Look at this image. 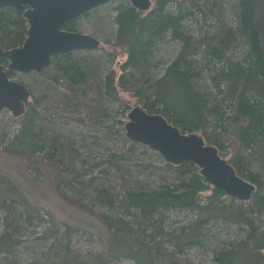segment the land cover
<instances>
[{
  "label": "rangeland",
  "instance_id": "obj_1",
  "mask_svg": "<svg viewBox=\"0 0 264 264\" xmlns=\"http://www.w3.org/2000/svg\"><path fill=\"white\" fill-rule=\"evenodd\" d=\"M238 2L185 0L179 4L174 1L168 4L166 12L181 16V29L202 40L219 32L221 22L234 29L238 26ZM122 7H132L131 0H112L78 20V32L101 42L97 50L75 51L71 55L81 63L85 73L84 84L76 89L93 93L92 103L87 107L79 106L66 80L53 83L36 73H15L13 77L26 84L31 91L30 101L39 110L33 128L44 140H61L65 148L62 156L53 152L48 156L47 149L36 147V138L26 131L23 116L15 118L7 110L0 112V237L5 233L18 241L11 253L0 254V264H155L157 261L152 254L151 262L148 254L135 247L128 236L109 228L104 221L107 216L137 227L138 212L111 211L96 197L98 188L122 194L127 189L151 191L178 183L177 173L167 166L169 163L160 153L129 140L126 124L136 106L143 108L146 97H154L150 88L166 74L182 44L173 38L171 31L155 36L146 54L147 69L139 79L137 75L130 76L122 70L128 58L126 47L117 44L116 17ZM150 10L140 11L141 16L158 20L160 17L149 14ZM148 37L144 35L141 40ZM226 54L232 60L229 63L211 56L203 59L200 91L207 105L217 106L222 115L220 122L208 118L207 131L216 135L226 131L221 137V157L234 163V158L241 155L247 167L264 182V142L256 140L250 148L242 146L234 136L235 123L228 121L237 111L235 100L228 94V74H236L237 69L249 70V49L240 37ZM123 75L130 82L126 88L120 84ZM260 91L264 93V87ZM260 91L247 88L246 94L264 112V96ZM196 133L200 135L201 131ZM210 195L203 193V205L209 204ZM261 195L264 196V186ZM242 203L247 206L251 201L241 202L224 195L215 201L212 212L163 211L161 226L173 240L166 246L178 252V258L187 264H213L216 250L229 249L246 238V230L228 215ZM258 216V225L264 233V213ZM186 234H192L194 241L177 248L174 242Z\"/></svg>",
  "mask_w": 264,
  "mask_h": 264
},
{
  "label": "trees",
  "instance_id": "obj_2",
  "mask_svg": "<svg viewBox=\"0 0 264 264\" xmlns=\"http://www.w3.org/2000/svg\"><path fill=\"white\" fill-rule=\"evenodd\" d=\"M174 1L182 4L185 0H157L153 3L154 7L152 5L149 14H157L160 17L158 20L142 17L141 12L133 7H122L116 17L119 24L117 44L119 47H126L125 52L128 54L122 70L129 72L132 77L137 75L139 79L138 77L147 69L146 54L150 41L155 36H163L167 31H171L173 38L182 44L179 55L169 65L166 74L150 88L154 92V97H146L143 108L148 113L163 115L182 133L201 131L200 136L206 144L215 146L218 150L222 149L221 137H224L226 131L217 135L207 131L208 118L220 122L222 115L217 106L207 105L200 91L199 81L204 68L203 59L211 56L220 62H231V58L226 53H229L232 43L237 42L241 37L249 49L250 68L244 71L237 69L236 74H228V94L237 105V111L228 121L235 123L234 136L242 146L250 148L256 140L259 143L264 142V112L259 110L246 94L247 88L260 91L261 87H264V0H239L236 11L238 26L234 29L226 27L225 23L221 22L219 32L202 40L181 29V16L175 17L166 12L168 4ZM78 20L79 18L67 22L63 29L77 31ZM28 27L22 12L12 8L0 9V30L4 49L21 46L28 36ZM144 35L149 36L146 41L141 40ZM71 55L55 56L52 65L39 76L53 83L66 80L79 106L87 107L92 103L93 93L89 90L76 89L77 86L84 84L85 73L81 63L74 61ZM1 62L4 66L8 64L5 59ZM9 76L15 77V73L10 72ZM214 79L218 80L216 77ZM129 83L126 75L121 76L122 87L126 88ZM142 90L144 92V89ZM260 92L264 96L263 91ZM37 111L39 110L29 100L27 113L22 119L26 131L32 138L33 136L36 138L35 145L39 150L47 149L48 156L52 152L62 156L65 144L61 140H44L33 128ZM228 162L241 178L254 184L256 190L250 205L245 206L242 203L228 213L233 222L246 230V238L229 249L216 250L213 264H264V233L258 225L260 219L258 215L264 213V196L261 195L264 182L258 173L247 167L245 158L241 155L234 158V163L230 160ZM167 166L173 168L178 175V183L175 185H163L151 191L127 189L122 194H111L104 188H98L96 199L111 211L138 212L137 227L122 224L119 219L111 220L107 216L104 221L109 228L128 236L135 247L145 255L148 254L151 262L153 254L158 261L155 264H187L178 258V252L170 251L166 246L168 243L172 244L173 240L161 226L163 211L175 209L199 213L212 212L215 201L226 194L207 184L200 174V169L192 163L167 164ZM205 192L211 194L207 205L202 204V195ZM202 222L203 220L199 224ZM12 239L11 235L5 233L0 237V254L13 251L18 241ZM193 241L194 236L186 234L174 244L182 249ZM137 261L140 262L139 259Z\"/></svg>",
  "mask_w": 264,
  "mask_h": 264
},
{
  "label": "water",
  "instance_id": "obj_3",
  "mask_svg": "<svg viewBox=\"0 0 264 264\" xmlns=\"http://www.w3.org/2000/svg\"><path fill=\"white\" fill-rule=\"evenodd\" d=\"M112 0H0V9L22 12L28 22V36L21 46L2 47L0 30V112L7 110L13 117L26 113L31 91L26 84L9 76L10 72L42 74L55 56L71 55L75 51L97 50L101 42L96 37L63 29L92 9ZM157 0H131L132 7L149 11ZM8 61L7 66L1 62ZM126 135L134 143L148 146L160 153L172 165L192 163L200 169L207 184L231 198L249 202L256 186L241 178L235 168L206 144L197 133H182L161 114L148 113L136 106L128 115Z\"/></svg>",
  "mask_w": 264,
  "mask_h": 264
}]
</instances>
